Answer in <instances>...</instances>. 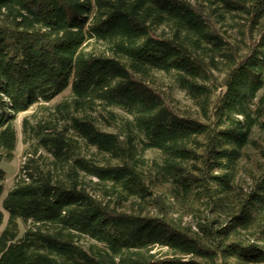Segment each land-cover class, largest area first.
<instances>
[{"label": "trees", "instance_id": "1", "mask_svg": "<svg viewBox=\"0 0 264 264\" xmlns=\"http://www.w3.org/2000/svg\"><path fill=\"white\" fill-rule=\"evenodd\" d=\"M263 90L264 0H0V264H264Z\"/></svg>", "mask_w": 264, "mask_h": 264}, {"label": "rangeland", "instance_id": "2", "mask_svg": "<svg viewBox=\"0 0 264 264\" xmlns=\"http://www.w3.org/2000/svg\"><path fill=\"white\" fill-rule=\"evenodd\" d=\"M155 79L158 82L159 88H161L168 100V103L179 113L183 115H192L195 117L199 116L198 108L196 107L193 100L183 91H181L174 83V79L167 74L155 72ZM71 96L70 90H67L65 93L57 97L52 103L55 105L65 99H69ZM260 96L264 98V90L260 93ZM34 109H31L29 112L21 114L17 121L15 122V126L18 134V145L14 155V159L10 162H2L0 168L5 172V180L2 182L4 187L3 198L7 195L10 189L13 187L15 177L19 172V169L24 161V144H23V135H22V121L24 117L30 116L34 113ZM253 139L255 140V144L251 145L249 148V152L251 153V159L243 162V169L240 175V182L244 186L250 184L249 172L256 163V161L261 160L262 158V150H264V130L260 128H255L253 133ZM147 156L150 158H160V154L157 152H147ZM182 215L183 224L186 226H191L194 231L198 232L197 222L198 219L186 212L182 211V214H176L175 217L178 218ZM180 218V217H179ZM211 218H215V216L211 215ZM8 220V215L5 213V223L1 228V231L6 226ZM25 230V225L20 222V236L23 235Z\"/></svg>", "mask_w": 264, "mask_h": 264}]
</instances>
